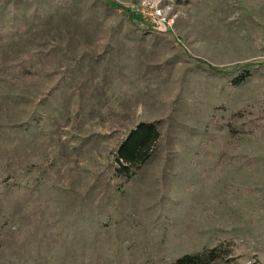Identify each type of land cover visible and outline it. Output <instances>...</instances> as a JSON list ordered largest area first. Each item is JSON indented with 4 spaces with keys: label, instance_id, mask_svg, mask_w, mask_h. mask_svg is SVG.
<instances>
[{
    "label": "rangeland",
    "instance_id": "rangeland-1",
    "mask_svg": "<svg viewBox=\"0 0 264 264\" xmlns=\"http://www.w3.org/2000/svg\"><path fill=\"white\" fill-rule=\"evenodd\" d=\"M112 1L139 26L109 0H0V264H170L220 244L264 264V132L226 125L249 104L264 117V0ZM247 63L234 90L238 73L211 70ZM27 64L39 78L20 81ZM143 121L159 152L121 185L113 156Z\"/></svg>",
    "mask_w": 264,
    "mask_h": 264
},
{
    "label": "trees",
    "instance_id": "trees-1",
    "mask_svg": "<svg viewBox=\"0 0 264 264\" xmlns=\"http://www.w3.org/2000/svg\"><path fill=\"white\" fill-rule=\"evenodd\" d=\"M109 1L113 7L123 12L133 25L139 26L136 20V14L132 9L115 1ZM148 29L151 30L150 28ZM6 37L7 35L0 32V40H4ZM197 61L206 63L203 60ZM256 65L257 64L255 63H247L245 65L235 66L231 69L211 66V70L218 74L233 75L238 73L233 77L228 86L230 90H234L251 79V71L253 68H256ZM257 67H260V65ZM15 68L19 69V79L27 78L33 80L40 77L39 72L33 69L32 64L24 66L17 65ZM4 71L7 72V70ZM254 108V105L249 104L230 112L226 125L231 140L237 141V139L241 137L252 136L257 130L264 132L263 114L259 110L254 112ZM218 110L227 111L228 109L224 105H220L214 108V112ZM250 113H253V118L249 119V123L253 125L254 128H248L244 124V118ZM160 135L161 132L158 128L157 122L143 121L132 128L123 138L113 156L115 173L120 179L121 185L128 183L132 177L137 176L138 171L145 165V163L157 155L159 152ZM202 144H205V142ZM220 162L221 160L218 159V164ZM232 260L233 257L230 250L220 244L211 248H203L197 252L183 254L170 264H231Z\"/></svg>",
    "mask_w": 264,
    "mask_h": 264
}]
</instances>
